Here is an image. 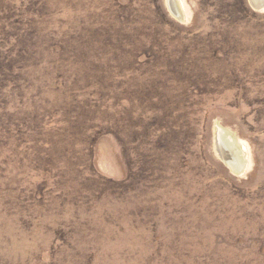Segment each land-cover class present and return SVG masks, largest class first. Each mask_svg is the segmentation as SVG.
Listing matches in <instances>:
<instances>
[{
    "label": "rangeland",
    "instance_id": "1",
    "mask_svg": "<svg viewBox=\"0 0 264 264\" xmlns=\"http://www.w3.org/2000/svg\"><path fill=\"white\" fill-rule=\"evenodd\" d=\"M179 2L0 0V264H264V9Z\"/></svg>",
    "mask_w": 264,
    "mask_h": 264
},
{
    "label": "bare ground",
    "instance_id": "2",
    "mask_svg": "<svg viewBox=\"0 0 264 264\" xmlns=\"http://www.w3.org/2000/svg\"><path fill=\"white\" fill-rule=\"evenodd\" d=\"M170 1L174 2V13L176 16L184 20V11L179 4V0ZM250 2L256 9H264V0H250ZM215 142L216 150L221 161L235 173L243 174L248 168V161L245 146L239 141V139L231 137L227 134L224 128L217 125Z\"/></svg>",
    "mask_w": 264,
    "mask_h": 264
}]
</instances>
